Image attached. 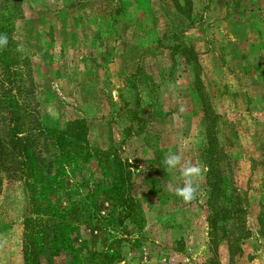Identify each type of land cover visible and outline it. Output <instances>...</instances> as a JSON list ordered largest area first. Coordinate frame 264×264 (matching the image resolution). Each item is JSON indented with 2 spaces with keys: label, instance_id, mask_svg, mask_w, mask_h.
I'll return each instance as SVG.
<instances>
[{
  "label": "rangeland",
  "instance_id": "374dc122",
  "mask_svg": "<svg viewBox=\"0 0 264 264\" xmlns=\"http://www.w3.org/2000/svg\"><path fill=\"white\" fill-rule=\"evenodd\" d=\"M21 7L15 37L28 56L20 71L27 107L40 111V125L81 120L90 154L53 200L64 204L70 187L75 197L93 193L96 212L112 217L108 226H76L79 264H91L84 248L113 251V264H264V43L256 41L264 1L21 0ZM208 134L222 152L225 189L214 209L242 208L217 222L226 232L219 228L213 244ZM169 152L206 169L191 203L169 190L182 185L179 169L163 163ZM14 188L0 204V264H23L21 216L30 204ZM41 264H70L69 255H44Z\"/></svg>",
  "mask_w": 264,
  "mask_h": 264
},
{
  "label": "trees",
  "instance_id": "16d2710c",
  "mask_svg": "<svg viewBox=\"0 0 264 264\" xmlns=\"http://www.w3.org/2000/svg\"><path fill=\"white\" fill-rule=\"evenodd\" d=\"M22 16L21 0H0V35H6L8 40L6 47H0V204L7 201L14 187L24 189L27 193L30 209L21 216L24 230L21 245L23 264H41L44 255L59 256L63 251L69 255L70 264H79L78 253L82 249L74 247L71 238L77 230L76 226L81 221L85 224L99 221L108 226L112 217H101L96 212L93 193L85 192L81 197H75L81 194L70 187L66 189L64 204L53 200V192L63 188L66 174L89 160V148L81 136V120L66 122L62 129L40 125V111L36 107L34 110L27 107L20 71L26 66L28 56L22 52L15 37L17 21ZM207 136L209 138L204 151L207 206L210 207L207 222L210 242L213 244L219 228L222 235L226 232H222L223 226L217 222L229 217V214L234 215V211L238 214L242 208L227 206L214 209L213 197H223L225 190L219 185L218 177L222 152L216 148L212 136ZM48 163L52 168L46 174ZM127 200L126 196L125 208ZM129 208L132 209L131 206ZM122 216L129 218L132 212L128 211ZM44 221L50 222V226ZM84 249L91 264H113L118 259L108 249L90 252Z\"/></svg>",
  "mask_w": 264,
  "mask_h": 264
},
{
  "label": "clouds",
  "instance_id": "9594fccd",
  "mask_svg": "<svg viewBox=\"0 0 264 264\" xmlns=\"http://www.w3.org/2000/svg\"><path fill=\"white\" fill-rule=\"evenodd\" d=\"M8 43L6 35H0V47H6ZM163 163L166 170L179 169L180 177L182 180L181 186H176L170 191L182 199L184 203H191L196 199L199 191L198 179L203 176L206 169L200 165L182 159L180 153L169 152L165 155Z\"/></svg>",
  "mask_w": 264,
  "mask_h": 264
},
{
  "label": "crops",
  "instance_id": "0c3cea01",
  "mask_svg": "<svg viewBox=\"0 0 264 264\" xmlns=\"http://www.w3.org/2000/svg\"><path fill=\"white\" fill-rule=\"evenodd\" d=\"M262 1H264V0H262ZM263 11H264V9H263ZM254 13H256V11ZM260 15H261V13H260ZM263 18H264V13H263ZM263 21H264V19H263ZM260 31H261V33H260L261 38L258 37V40H256V41H261L264 43V22H263V26L261 27ZM261 34H263V35H261ZM259 47H261V46H259Z\"/></svg>",
  "mask_w": 264,
  "mask_h": 264
}]
</instances>
